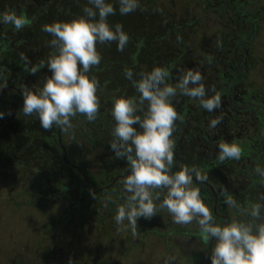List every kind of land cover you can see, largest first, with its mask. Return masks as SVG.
<instances>
[{"label":"flooded vegetation","instance_id":"af4514ba","mask_svg":"<svg viewBox=\"0 0 264 264\" xmlns=\"http://www.w3.org/2000/svg\"><path fill=\"white\" fill-rule=\"evenodd\" d=\"M140 5L137 10L143 21L146 15L148 33L144 35V23L139 19L133 23V18L123 17L118 23L129 35L124 51H117L114 42L97 44L100 54L106 51L99 66L104 61L108 63L104 81H100V75H94L100 81L98 117L108 122L100 133L94 121L88 122L83 115L74 118L73 127L67 131L55 126L45 131L39 120L35 123L39 124L36 130L32 123L36 119L23 115V100L14 96L21 95V89L13 81H0V112L5 113L0 119V177H4L3 181L18 180L20 175L26 178L30 186L29 203L36 201L43 207H51L65 202L59 218L54 220L56 223L49 227L55 239L48 242H53L59 254L63 252L58 241L61 235L65 238L68 219L87 213L92 219L97 218L101 228L106 218L116 215L117 205L125 202L122 179L128 166L109 147L113 141L114 121L110 115L113 96L137 95L123 75L125 68L132 69L134 79H139L140 73L153 67L170 66L169 83L173 84L183 71L199 69L208 95L220 94L221 107L209 113L186 96L174 99L175 108L184 120L177 122L174 132L173 171L186 165L207 175L204 182L194 177V187L200 189L218 224L236 218L235 210L223 204L222 188L241 204L264 203L261 199L264 181L254 173L257 165L264 167V0H202L197 4L200 17L176 21L167 32L161 29L158 0H140ZM147 5H152L149 10ZM210 10L211 16H205ZM202 19L205 28L199 26ZM134 27L141 31V38L135 37ZM110 62L115 65H109ZM214 118H220L221 122L210 130L207 125ZM224 141L240 144L243 155L239 161L216 163L217 144ZM65 158L69 159L66 165ZM5 169L7 173L2 175ZM23 191L21 195L26 196ZM126 229L132 232L126 226L123 232ZM136 233L140 244L136 238L128 237V244L120 242L112 247L116 249L115 255L101 248L95 255L89 251L81 259L73 257L71 264H121L147 257L151 259L149 264H211L214 242L203 239L195 223H172L166 210L151 219H138ZM45 260L53 264L50 250Z\"/></svg>","mask_w":264,"mask_h":264},{"label":"clouds","instance_id":"9594fccd","mask_svg":"<svg viewBox=\"0 0 264 264\" xmlns=\"http://www.w3.org/2000/svg\"><path fill=\"white\" fill-rule=\"evenodd\" d=\"M116 4L120 15H128L141 6L140 0H116ZM87 5L82 9L83 15L76 19L42 26V31L52 37L48 43L54 50L47 61L32 65L27 56L20 55L23 70L30 75L45 68L51 73L35 91L26 86L21 90V112L24 116H35L45 131L54 126L67 131L78 115H83L88 122L97 119L101 107L97 94L100 81L87 75L102 61L97 44L114 42L120 52L128 45L129 35L123 25L108 22V17L117 12L113 3L87 0ZM30 23L24 13L0 12V24L10 25L16 32ZM123 75L137 95L113 96L110 111L114 126L109 147L115 157L125 160L128 166L122 179L125 202L117 205L114 216L117 226H124L127 221L126 227L135 236L138 219H151L166 210L172 223H195L203 239L214 242L211 264H264V203L245 201L241 204L222 188L223 204L235 210L236 218L218 224L200 189L194 187V177L204 182L207 175L186 165L173 171L176 167L174 132L177 122L184 120L175 108L174 99L178 95L186 96L211 113L221 107L220 94L208 95L204 77L196 68L183 71L174 84L169 83L170 66L153 67L151 71L140 73L139 79H134L130 68H125ZM4 116L5 113L0 112V119ZM220 122V118L211 119L207 127L214 130ZM242 155L243 149L236 142L217 144L218 164L239 161ZM254 173L264 181V167L257 165Z\"/></svg>","mask_w":264,"mask_h":264},{"label":"rangeland","instance_id":"374dc122","mask_svg":"<svg viewBox=\"0 0 264 264\" xmlns=\"http://www.w3.org/2000/svg\"><path fill=\"white\" fill-rule=\"evenodd\" d=\"M190 1L159 0L161 7L160 22L163 32L170 31L176 21H189L191 18L196 19L201 16L197 7L194 8L192 15L188 12ZM110 2L117 8L116 0ZM146 7L148 10L151 8L150 5ZM133 13V23L139 19L140 22L144 23L142 28L148 31L149 28L139 16L138 10ZM186 13L190 16H186ZM130 15L131 13L123 15V17L129 18ZM205 16L210 17L211 10L207 11ZM203 27L206 26L203 24ZM208 30H211V27ZM132 32H136L134 34L136 38L143 36L141 31L139 32V28L134 27ZM145 34L146 32H144ZM123 55L124 53L121 56ZM63 161L64 165L69 163L68 158L63 159ZM6 173V169L2 171V175ZM3 179L4 177H0V264H49L45 260V254H48L49 250L54 255L53 264H56V261L59 264L70 263L73 257L81 259L89 251L95 255L101 248L115 255L116 249L113 250L112 247L116 244L119 245L120 242L128 244L129 239L127 240V238H131L128 229L123 232V227L126 226L127 221H125L124 226L118 227L114 217H108L101 229L98 227L99 223L96 222L97 218L92 219L87 213H84V215H76L68 219V229L64 231L66 233L65 238L63 239L61 235L58 241L63 252L59 254L53 242H48L50 239V241L55 239V233L52 231L51 236L49 227L56 223L54 220L59 218L60 209L63 208L65 202L59 203V205L54 204L51 207H43L36 201L29 203V191L27 189L30 186H28L29 183L26 178L20 175L18 180L14 181H3ZM22 191L27 195H21ZM153 257L156 258V256ZM149 258H134L132 261L125 260L121 264H149L148 260H151ZM78 261L76 262L79 263Z\"/></svg>","mask_w":264,"mask_h":264},{"label":"trees","instance_id":"16d2710c","mask_svg":"<svg viewBox=\"0 0 264 264\" xmlns=\"http://www.w3.org/2000/svg\"><path fill=\"white\" fill-rule=\"evenodd\" d=\"M86 5L87 0H0V12L13 10L18 15L24 13L31 21L29 26L19 32H16L10 25L0 24V81H13L21 90L24 86L33 91L42 87L45 76L51 73L45 68L36 75H30L23 70L24 64L20 60V55L27 56L32 65L38 64L41 60L47 61L49 54L54 50L48 43L52 37L42 31V26L50 25L56 21L68 22L76 19L83 15L82 9ZM132 13L129 18H132ZM139 16L141 17V15ZM145 18L146 15L144 21ZM121 20H123V15L119 14L117 6L116 15L109 16L108 22L111 21L114 24L121 22ZM146 33L148 32L146 31ZM168 35L171 38V32ZM105 54L106 51L102 50L101 55ZM109 65H115V63L110 62ZM106 66H108V63L104 61L101 66L95 69L99 73L92 69L87 75L90 77L95 74L96 77L100 75V81H104L107 77ZM14 96L19 100H23L22 95L19 93ZM30 117L36 119L32 122L35 124L38 119L35 116ZM107 123L106 120H101L99 117L93 122L97 126L95 127L96 131L99 130V133L104 130ZM38 126L39 124H35L34 128L36 129ZM4 134L5 136L1 141L3 144L4 138L6 139V131Z\"/></svg>","mask_w":264,"mask_h":264},{"label":"crops","instance_id":"0c3cea01","mask_svg":"<svg viewBox=\"0 0 264 264\" xmlns=\"http://www.w3.org/2000/svg\"><path fill=\"white\" fill-rule=\"evenodd\" d=\"M198 1H200V0H191L190 1V5L188 6V12L189 13H191V15H192V13H194V8H198V6H197V4H198ZM158 2H159V0H158ZM150 6H152V5H150ZM146 7V6H145ZM186 16H190L188 13H186ZM192 17V16H191ZM201 22H203L202 24H201ZM201 22H200V24H199V26H202L203 27V24H204V21H203V19L201 20ZM146 32V31H145ZM149 33H151V32H149ZM130 234V236L132 237V239H137L138 240V244H140L141 243V239L139 238V236H138V233L135 235V236H133V234H132V232H130L129 233ZM136 240V241H137ZM137 244V245H138Z\"/></svg>","mask_w":264,"mask_h":264}]
</instances>
